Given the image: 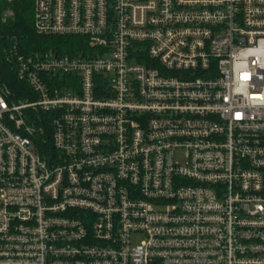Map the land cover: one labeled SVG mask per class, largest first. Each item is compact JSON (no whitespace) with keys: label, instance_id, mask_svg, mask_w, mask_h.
<instances>
[{"label":"built area","instance_id":"1","mask_svg":"<svg viewBox=\"0 0 264 264\" xmlns=\"http://www.w3.org/2000/svg\"><path fill=\"white\" fill-rule=\"evenodd\" d=\"M33 17L87 48L11 51L27 89L0 90V264H264V0Z\"/></svg>","mask_w":264,"mask_h":264},{"label":"trees","instance_id":"2","mask_svg":"<svg viewBox=\"0 0 264 264\" xmlns=\"http://www.w3.org/2000/svg\"><path fill=\"white\" fill-rule=\"evenodd\" d=\"M33 22V0H0V90L7 89L14 99H24L27 87L17 76L13 47L25 56L45 51L77 54L87 48L83 37L37 34ZM49 132L46 128L47 138Z\"/></svg>","mask_w":264,"mask_h":264}]
</instances>
